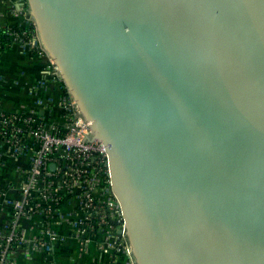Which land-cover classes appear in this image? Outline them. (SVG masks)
I'll return each mask as SVG.
<instances>
[{"label": "water", "instance_id": "water-1", "mask_svg": "<svg viewBox=\"0 0 264 264\" xmlns=\"http://www.w3.org/2000/svg\"><path fill=\"white\" fill-rule=\"evenodd\" d=\"M25 2L133 264H264V0Z\"/></svg>", "mask_w": 264, "mask_h": 264}, {"label": "built area", "instance_id": "built-area-1", "mask_svg": "<svg viewBox=\"0 0 264 264\" xmlns=\"http://www.w3.org/2000/svg\"><path fill=\"white\" fill-rule=\"evenodd\" d=\"M23 15L25 26L17 31L8 27L5 35L28 53L46 56L25 10ZM48 62L51 76L63 86V124L47 123L30 112L0 110V210L9 209L10 218L7 233L0 232V264H5L9 253L26 245L49 254L60 240L49 225L58 221L68 223L80 245L96 241L97 249L108 255L105 264H133L122 234L121 209L111 190L106 150L102 143L87 140L89 123L78 116L53 62ZM23 155H28L29 165L20 184L6 183L2 178L5 160ZM64 196L76 202L72 221L59 211ZM33 218L39 221L38 234L27 240L21 224Z\"/></svg>", "mask_w": 264, "mask_h": 264}, {"label": "crops", "instance_id": "crops-1", "mask_svg": "<svg viewBox=\"0 0 264 264\" xmlns=\"http://www.w3.org/2000/svg\"><path fill=\"white\" fill-rule=\"evenodd\" d=\"M25 0H0V27L22 28ZM46 56L28 53L19 44L9 46L0 57V110L6 113L30 112L47 123L61 125L64 115L61 110L63 86L51 76ZM28 155L18 159L7 158L2 169V178L9 184L18 185L22 172L28 167ZM76 202L64 196L59 206L61 216L74 219ZM9 209L0 210V232L7 233L10 222ZM37 219H27L21 224L27 240L38 234ZM51 231L60 239L49 254L24 249L14 250L5 258V264H105L108 255L97 249L96 241L82 246L67 222L51 223Z\"/></svg>", "mask_w": 264, "mask_h": 264}, {"label": "trees", "instance_id": "trees-1", "mask_svg": "<svg viewBox=\"0 0 264 264\" xmlns=\"http://www.w3.org/2000/svg\"><path fill=\"white\" fill-rule=\"evenodd\" d=\"M24 10L26 11V5L24 7ZM30 29L33 30V27H30ZM12 30L17 31V28H13ZM6 32L7 29L5 27H0V57L4 54L9 46H12L14 44L12 38L5 35Z\"/></svg>", "mask_w": 264, "mask_h": 264}]
</instances>
